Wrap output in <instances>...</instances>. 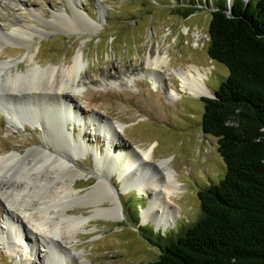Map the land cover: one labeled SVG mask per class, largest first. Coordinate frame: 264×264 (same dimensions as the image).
Returning a JSON list of instances; mask_svg holds the SVG:
<instances>
[{
    "label": "rangeland",
    "instance_id": "rangeland-1",
    "mask_svg": "<svg viewBox=\"0 0 264 264\" xmlns=\"http://www.w3.org/2000/svg\"><path fill=\"white\" fill-rule=\"evenodd\" d=\"M19 1L9 3L1 11L0 25L5 26L6 17L32 27L40 35L34 36L28 46L5 44L0 48V61L15 62L3 79L7 76L22 79L21 74L30 76L33 72L41 75L46 69H67L81 53L85 67L78 89L66 99V103L75 107V113H67L72 121H66V125L48 110L43 112L48 119L44 123L39 121L40 125L30 112L19 113L12 98L0 104V158L22 154L30 160L37 159L40 150L50 146L53 152L71 157L69 168L60 172V176L72 178L73 169L83 175L76 180L74 192L84 197L100 177L106 176L98 157H112L106 151L107 139L113 137L111 126L121 123L126 125L119 134L124 144L115 151L153 145L155 165L145 163V166H153L150 167L159 176L173 170V181L179 184V189L169 196L177 208L175 223L157 229L152 220L142 223L141 212L147 211L151 204L149 191L145 196L135 190L122 194L117 177L111 176L110 182L119 192L123 218L104 219L97 215L85 225L87 231L78 232L70 246L61 248V241L54 238L49 251L30 241L31 238L34 241L31 221L24 220L23 230L18 223H7L0 211V264H72L73 250L79 255L77 261L84 260L85 264H154L160 255L156 243L168 236L175 238L199 220L198 192L218 184L224 178L226 166L218 153L217 139L202 130V99L210 96L193 98L179 92L180 97L172 99L167 97L163 86L155 88L145 75L139 74L150 54L167 52L169 68H207L206 84L214 96L229 75L228 69L212 61L207 53L211 12L220 0H78L80 13L84 17L88 15L93 23L74 17L78 28L73 31L67 27L71 24L67 17L53 24L58 13L72 16L69 0ZM227 4L229 8L233 0H227ZM189 9L193 10L192 14L184 17L183 13ZM185 29H188L186 33ZM29 54L36 55L35 61L28 60ZM137 77L142 79L136 85L122 84L123 79ZM161 78L163 85L177 90L174 74L165 72ZM11 84L10 80L6 87ZM30 84L24 80L21 87L28 89ZM1 94L9 99L6 93ZM39 97L42 100L33 101L44 108L43 100L49 101V97H43V93ZM62 125L70 143L62 138ZM162 160H169L168 166L158 165ZM25 172L26 169L20 174ZM75 195L65 203L69 207L67 215L93 216L94 209L77 201ZM26 234L31 237L29 240ZM38 249L42 251L40 254Z\"/></svg>",
    "mask_w": 264,
    "mask_h": 264
},
{
    "label": "bare ground",
    "instance_id": "bare-ground-1",
    "mask_svg": "<svg viewBox=\"0 0 264 264\" xmlns=\"http://www.w3.org/2000/svg\"><path fill=\"white\" fill-rule=\"evenodd\" d=\"M19 2V0H0V20L1 11L7 8L9 3L18 4ZM69 6L72 16L67 13L66 15L58 13L53 18V24H57L59 19L67 17L71 22L67 27L73 31L72 29L78 28L74 17L85 18L90 24L93 23L88 15L84 17L80 13L81 4L78 0H69ZM17 10L13 9V11ZM4 20L7 23L5 26L0 25V48L3 45L5 46V44L28 46L30 41L34 39V36L40 35L32 27L18 20H9L6 17H4ZM91 30L93 31L94 29ZM184 31L186 33L188 29ZM35 56V54H31V56L29 54L27 58L28 60L35 61ZM169 63L170 60L167 52L161 54L158 51L156 54H150L139 75H145L146 80L155 88L163 86L167 97L172 99H178L180 97L179 92L188 93L193 98L211 96L206 84L208 78L207 68L197 66L169 68ZM14 64L15 62L13 61H0V104L12 98L13 103L18 106L19 113L30 112L36 118L38 124H40L39 121L44 123L48 119L43 114L47 110L51 114L56 115L58 120L62 118L64 124L66 121H72L67 113H75V107L66 103V99L74 95L73 93L78 89L80 80L82 79L85 67L83 64V53L78 54L74 58L73 64L67 69H46L43 73L41 72V75L33 72L30 76L28 74H21L23 76L22 79H18L15 76V78H8L7 76L3 79L5 73ZM165 72L174 74L178 84L177 90L170 85V87H166V83L163 85L161 75ZM129 79H123L122 84L128 85L134 82V85H136L137 80H141L142 78ZM10 80L12 84L7 88L6 83H9ZM24 80L29 84L31 83L28 85V89L21 87V83ZM39 81H43V84L39 83ZM1 93L9 95L10 97L7 96L9 99H5ZM42 93L43 97H49V101L43 100L44 108H42L40 103L37 104L33 101L34 99L42 100L39 97ZM25 98L26 101H21L25 100ZM47 102L48 104H45ZM63 125L61 126L62 138L67 143H70V140H67L64 133L65 126ZM80 126L84 128V125ZM125 128L126 125L121 123L117 124V126H111L113 137H108L109 146L106 151L112 154V157H98L101 170H103V173L107 172V174L105 177H100L98 183L88 192L89 195L84 197H78V191L75 190L74 192L76 180L83 175H79V171L73 169L75 174L72 178L66 177L63 174V176H60V172H64L69 168L68 164L71 157L53 152L50 146L47 149H41L37 159L30 160L22 154L12 155L5 160L0 158V211L2 218L4 217L7 223L9 221L10 223H18L22 229L24 220L31 221L32 226L34 225L31 229L34 241L27 234L25 238L27 239L28 237V240L31 238L30 241L33 244L38 242L42 248L46 247L49 251V243L51 245L54 238H58L61 241L59 246L66 248L77 239L79 231H87L84 228L91 218L97 215L102 216L104 219L123 218L124 215L118 189H115L110 182L111 176H116L120 183V192L122 194H125L129 190H135L139 195L145 196L149 191L151 204L147 211L142 210L141 212L143 217L142 223L152 220L157 229L160 227H164L165 229L171 222L175 223L177 208L169 201V196L179 189V184L173 181L175 172L168 168L169 170L162 174L161 177L152 170L151 167L155 165L153 161V145L147 148L132 147L131 150L115 151L118 146L124 144L121 138H119V134H122ZM71 141L74 143L73 140ZM145 163L146 165L147 163H151L153 166H145ZM168 164L169 160L158 162L160 166H168ZM23 166L26 172L20 174L24 171ZM44 167L48 169L44 170ZM143 173L145 174L144 177ZM131 174H134L135 177H131ZM47 187L51 188V190L43 191ZM74 195L76 200L80 201L84 206L94 209L92 211L93 216L72 217L74 215L70 213V216L69 214L67 215L69 207H65V203ZM105 202H108L109 206H103ZM154 212L155 215L152 217ZM43 243H45V246L42 245ZM52 245H54V242ZM38 252L40 254L42 251L38 249ZM73 252L75 254L71 255L74 256L75 261L72 264L86 263L84 260L77 261L76 258H79V255H76L75 250Z\"/></svg>",
    "mask_w": 264,
    "mask_h": 264
},
{
    "label": "trees",
    "instance_id": "trees-1",
    "mask_svg": "<svg viewBox=\"0 0 264 264\" xmlns=\"http://www.w3.org/2000/svg\"><path fill=\"white\" fill-rule=\"evenodd\" d=\"M230 8L220 0L211 12L207 53L229 75L215 99H202L201 124L217 139L226 172L198 192L197 222L159 238L154 264H264V0Z\"/></svg>",
    "mask_w": 264,
    "mask_h": 264
},
{
    "label": "water",
    "instance_id": "water-1",
    "mask_svg": "<svg viewBox=\"0 0 264 264\" xmlns=\"http://www.w3.org/2000/svg\"><path fill=\"white\" fill-rule=\"evenodd\" d=\"M246 1V3H248L250 0H245ZM231 7V5H229V9H231L230 8ZM228 14H229V10H228V12H227ZM216 97H215V94H214V96H210V97H208V99H215Z\"/></svg>",
    "mask_w": 264,
    "mask_h": 264
}]
</instances>
